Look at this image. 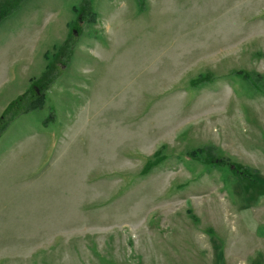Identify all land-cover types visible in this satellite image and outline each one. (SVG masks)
Masks as SVG:
<instances>
[{
	"label": "rangeland",
	"instance_id": "374dc122",
	"mask_svg": "<svg viewBox=\"0 0 264 264\" xmlns=\"http://www.w3.org/2000/svg\"><path fill=\"white\" fill-rule=\"evenodd\" d=\"M82 2L0 21V116L57 61L0 135V264H264V188L230 168L264 182V0Z\"/></svg>",
	"mask_w": 264,
	"mask_h": 264
},
{
	"label": "trees",
	"instance_id": "16d2710c",
	"mask_svg": "<svg viewBox=\"0 0 264 264\" xmlns=\"http://www.w3.org/2000/svg\"><path fill=\"white\" fill-rule=\"evenodd\" d=\"M21 0H0V21H2L5 17H7L18 5ZM84 0L80 7L74 6V10L79 13V15H87L89 21H96L97 14L92 10L91 2ZM60 51H64L60 49ZM62 53V52H61ZM56 60L47 64L45 70L42 72L41 76L33 81L34 87L29 89L28 92H24L20 94L17 98L12 100L3 113L0 116V135L2 132L6 131L9 123L14 120L19 114L28 112L32 109H37L44 106V97L45 91L50 87V85L55 81L54 69L56 67ZM237 74H242L245 78L253 79L257 83L262 82V76L259 74H252L247 71L239 70L236 71ZM212 77L209 75L200 76L195 81L196 83H204L206 81L211 80ZM40 89V92H37V89ZM193 155L202 154L204 156V161L208 164H217L221 166L228 165V159L223 157H218L215 154L214 148L211 145H205L199 147L192 151ZM165 156L162 153V149H158L151 159H149L144 168L143 172H149L153 167L158 165ZM231 168V167H230ZM235 174H237L240 178H247L258 185L264 188V182L257 180L250 170L246 166L235 165L234 168H231ZM222 264V256L220 257Z\"/></svg>",
	"mask_w": 264,
	"mask_h": 264
},
{
	"label": "water",
	"instance_id": "95a60500",
	"mask_svg": "<svg viewBox=\"0 0 264 264\" xmlns=\"http://www.w3.org/2000/svg\"><path fill=\"white\" fill-rule=\"evenodd\" d=\"M37 90H38V89H37ZM234 167H235V165H234V164H232V165H231V168H234Z\"/></svg>",
	"mask_w": 264,
	"mask_h": 264
}]
</instances>
